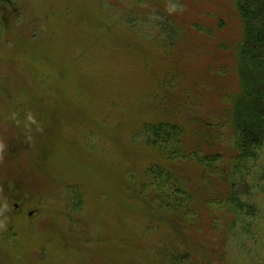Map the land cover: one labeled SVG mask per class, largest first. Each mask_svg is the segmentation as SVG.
Instances as JSON below:
<instances>
[{
    "label": "rangeland",
    "instance_id": "1",
    "mask_svg": "<svg viewBox=\"0 0 264 264\" xmlns=\"http://www.w3.org/2000/svg\"><path fill=\"white\" fill-rule=\"evenodd\" d=\"M237 35L219 0H0V264H201L219 248L211 264H264V138L226 164L232 189L168 163L173 143L152 133L217 113L218 95L179 93L237 87L213 77L230 56L214 48ZM182 184L194 201L168 192ZM220 189L233 200L197 198Z\"/></svg>",
    "mask_w": 264,
    "mask_h": 264
},
{
    "label": "trees",
    "instance_id": "2",
    "mask_svg": "<svg viewBox=\"0 0 264 264\" xmlns=\"http://www.w3.org/2000/svg\"><path fill=\"white\" fill-rule=\"evenodd\" d=\"M219 1L229 5L231 8L238 35L231 43L225 45L217 44L218 47L214 48V50L230 54V56L228 58V55H226L224 59L229 62H226L225 65L216 70L213 77L219 71V73H222V76H220L222 81H225L230 76H232L233 80L232 74H234L237 79V87L231 88L227 84H223L222 87L212 86L209 84L210 80L207 79L205 84L201 85L202 87L194 88V93L186 89L184 95L183 92L179 93V95L184 96L185 102L191 100L195 102L194 99L201 96V91H205L204 95H218L220 103H217V113L214 116H207L206 120L202 118L199 120L197 118L192 119L189 116L190 122L186 123L162 122L153 126L152 133L154 136H162L165 140L164 142L173 143L175 149L172 147L170 153L162 152L168 163L173 165L178 161L193 160L197 164L201 182L205 178L214 176L226 184L231 182L233 172V170H228L226 164L231 162H234V164L237 162L238 164L242 159L246 158L250 149L260 146L264 138V0ZM169 80L170 82H164L162 86L171 88V79ZM191 136H193L194 140L195 138L200 139L199 142L192 144L194 150H190L186 141ZM230 136L234 137L233 151L237 154L233 158L226 157L227 154L225 156L222 155V147L225 142H228L227 138ZM224 140L226 141L224 142ZM201 161L209 162L210 166L199 167L198 165ZM218 161L221 162V167L216 165V167H213V171L211 169L209 171L211 164ZM236 166L238 165H235V168ZM155 169V167L152 168L151 173ZM166 176L168 181H173L174 178H177L171 175L169 171H166ZM177 183L179 182L177 181ZM193 184H196V182L193 181ZM230 184H232L230 187L233 189V182ZM186 185L184 187V184H182L179 189L172 186L168 188V192L170 193V190H172L173 195H180L183 188L185 196L194 201L193 191L190 193L186 190ZM190 186L195 187L192 190L199 188L195 185ZM221 188L223 189V187ZM221 191L223 193L222 197L214 193L211 196L201 197L197 194V198L205 205L215 206L223 201L231 202L233 200H230V196L228 197L229 193L226 190ZM185 202L186 200L181 204ZM167 211L170 217H176L175 215L181 211L182 213L178 215L185 213L182 206H177L175 209ZM185 222L178 216V219H174L171 225L167 226L173 233L179 234L183 230V226L186 225ZM204 252L205 254H198L202 257L201 264H211L214 261V258L211 259V257L220 258L222 249L219 248L215 251L206 249ZM188 258V255H184L185 260Z\"/></svg>",
    "mask_w": 264,
    "mask_h": 264
},
{
    "label": "clouds",
    "instance_id": "3",
    "mask_svg": "<svg viewBox=\"0 0 264 264\" xmlns=\"http://www.w3.org/2000/svg\"><path fill=\"white\" fill-rule=\"evenodd\" d=\"M176 9V6L175 5H172L170 11H174Z\"/></svg>",
    "mask_w": 264,
    "mask_h": 264
}]
</instances>
